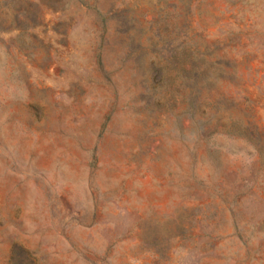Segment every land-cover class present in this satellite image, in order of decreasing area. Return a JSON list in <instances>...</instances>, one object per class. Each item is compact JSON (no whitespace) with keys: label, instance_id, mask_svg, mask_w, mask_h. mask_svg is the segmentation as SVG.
Segmentation results:
<instances>
[{"label":"rangeland","instance_id":"374dc122","mask_svg":"<svg viewBox=\"0 0 264 264\" xmlns=\"http://www.w3.org/2000/svg\"><path fill=\"white\" fill-rule=\"evenodd\" d=\"M0 264H264V0H0Z\"/></svg>","mask_w":264,"mask_h":264}]
</instances>
